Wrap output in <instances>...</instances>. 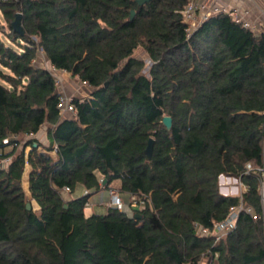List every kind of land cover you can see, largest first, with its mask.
<instances>
[{"label":"trees","instance_id":"1","mask_svg":"<svg viewBox=\"0 0 264 264\" xmlns=\"http://www.w3.org/2000/svg\"><path fill=\"white\" fill-rule=\"evenodd\" d=\"M136 1L0 0V264H264V32L217 13L188 36L189 0ZM39 51L90 89L71 100L74 116L60 115ZM44 125L46 145L35 138ZM26 164L38 211L25 207ZM221 175L246 187L240 198L219 192ZM115 181L132 214L85 216ZM239 204L215 242L213 224Z\"/></svg>","mask_w":264,"mask_h":264},{"label":"built area","instance_id":"2","mask_svg":"<svg viewBox=\"0 0 264 264\" xmlns=\"http://www.w3.org/2000/svg\"><path fill=\"white\" fill-rule=\"evenodd\" d=\"M256 1H259L260 4L262 5L261 6L262 8L258 9L260 11L262 10L260 12L261 18L258 17L260 19V21L258 20V22L252 21L251 19L252 17H249V15H247V12H244V14H242L237 8H229L226 6H222V7L215 6V4H211L212 3L211 0H189L186 6L181 11L182 21L187 25L188 36H190V34L195 30H197L201 26L202 22L208 19L210 16L215 15L217 13H225L228 14L235 22L240 23L245 29L249 30L255 35H258L261 32H264V20H262V17H264V0H250V2L254 6ZM56 86H57V82H56ZM58 107L60 109V112L63 111L64 113L71 114L72 116L75 115V109L73 104L71 102L66 101L64 97L60 96ZM3 143L7 144L8 139L3 140ZM55 151L56 148L54 147L51 153L53 156L55 155ZM252 170L253 169L251 165L247 164L246 173ZM257 171L260 173L262 177V186L260 192H261L262 201L264 202V167L258 169ZM64 191L69 192V189L64 188ZM108 193H109V202L107 206H114L120 211L124 210L123 209L124 205L121 201V198L118 195L117 190L110 189L108 190ZM240 197L241 195L239 196V198ZM131 199L136 200L135 197H132ZM141 204L142 203L140 202V205ZM242 208H243L242 204H239L238 206L235 207H231L228 215L225 217L224 220L215 222L213 224L211 235L215 238V242H218L228 232L234 229L238 217V213ZM198 232L200 235H207L208 233L207 230L200 228H198Z\"/></svg>","mask_w":264,"mask_h":264},{"label":"rangeland","instance_id":"3","mask_svg":"<svg viewBox=\"0 0 264 264\" xmlns=\"http://www.w3.org/2000/svg\"><path fill=\"white\" fill-rule=\"evenodd\" d=\"M0 23L5 27L6 25L3 23L1 17H0ZM2 37V36H1ZM3 38V37H2ZM135 57L137 59H140L144 62L145 65V69L143 71V73L147 74L148 72V67L150 65V60L148 59L147 55L145 54V52L142 49H137L135 52ZM35 65L39 68H44L47 69L48 71H50V73L54 76L56 82H57V90L60 93L61 97H64L66 101L71 102V100L73 98H88L90 89L83 83H81L77 77H73L70 73L64 72V71H55L53 69V67L50 66V64L48 63L46 57L43 55V53L41 51H39L37 53V58L35 60ZM60 115L62 116V118H68V117H72L71 114L68 113H64L63 111L60 112ZM47 125H44L41 130L38 132V140L41 141L43 144H47V140H46V131H47ZM27 139V138H26ZM24 137H19L18 140L20 141V145L22 147V145L24 144L25 140ZM20 147V146H19ZM18 151H20V148L18 149ZM29 151V148L27 147L24 151L25 154H27ZM53 156V155H52ZM54 157V156H53ZM8 164V160H3L1 162V167L2 168H6ZM30 172V167L26 164L25 168H24V176L22 175V180H21V187L22 190L24 191L25 197H26V201L30 202L32 205V208L35 211H38V208L36 206V203L34 201H32L30 199V196L27 195V179H28V173ZM223 182H220L221 179H219L220 181H218L219 183V192L224 195V196H232V197H239L243 192L242 190V186L241 183L233 178V177H227V176H223ZM237 180V181H236ZM119 184L118 181H115L111 184V187H116ZM221 185V186H220ZM238 189V192L236 191V189ZM116 189V188H115ZM224 194H223V193ZM103 194V199L100 197V194L97 195H93L91 197V202H95L96 200H99L97 202H95V204L93 205L92 203H87L86 207L84 209V214L85 216H90L93 212H102L104 210V205H101V200L105 201L108 198V194L106 191L102 192ZM74 195H77L76 193ZM83 195H86L83 193ZM63 196L67 199L71 198V196H69L68 192L63 191ZM101 199V200H100ZM132 200V199H131ZM134 201V200H132ZM135 207V206H133ZM123 209L125 210L126 213H128L129 215L132 214L131 211L129 210L128 207H123ZM200 264H207L206 260H203Z\"/></svg>","mask_w":264,"mask_h":264},{"label":"crops","instance_id":"4","mask_svg":"<svg viewBox=\"0 0 264 264\" xmlns=\"http://www.w3.org/2000/svg\"><path fill=\"white\" fill-rule=\"evenodd\" d=\"M212 1V3L211 4H215V6H219V7H222V6H226V7H229V8H237V9H239V11L242 13V14H244V12H247V15H249V17H252L251 19H252V21H257L258 22V20L260 21V19L258 18V17H260V12L262 11H260V10H258L259 8H262L261 6V4H260V2L259 1H256V3H255V6L250 2V0H211ZM261 18V17H260ZM262 20H264V17H262ZM38 133L35 135V138H37L38 139ZM41 142V141H40ZM42 143V142H41ZM29 174V173H28ZM223 179H224V177H222V179H221V181L220 182H223ZM28 184V183H27ZM221 186V185H220ZM243 188H242V192L244 193L245 191H246V187H244V186H242ZM113 189H115V190H118V188H119V184L116 186V187H112ZM236 189V191L238 192V189L237 188H235ZM103 191H106L107 192V194H108V198L104 201H102L101 199V205H104V210L102 211V212H97V213H105V211H106V209H107V204H108V202H109V193H108V190H103ZM103 191H101L99 194H100V197L103 199V194H102V192ZM84 192H83V190H81V189H78L77 191H76V194L77 195H82ZM223 193V192H222ZM75 194V193H74ZM74 194H69V196H71V197H73L74 196ZM224 194V193H223ZM97 195V194H96ZM97 201H99V200H96L95 202H97ZM95 202H91V201H89V203H92L93 205L95 204ZM98 203V202H97ZM126 207V206H125Z\"/></svg>","mask_w":264,"mask_h":264},{"label":"water","instance_id":"5","mask_svg":"<svg viewBox=\"0 0 264 264\" xmlns=\"http://www.w3.org/2000/svg\"><path fill=\"white\" fill-rule=\"evenodd\" d=\"M149 0H137L136 3L139 5V6H142L144 5L146 2H148ZM134 16V11H131L130 12V19H132ZM11 28L13 29V31L19 35H23L24 34V31H23V28L21 26V14L20 13H17L15 14V18H14V21L11 23ZM162 124L166 127L167 130H170L171 127H172V121H171V118L168 117V116H165L163 117L162 119ZM36 146V144L34 145ZM152 146H153V140L152 139H149L148 141V144H147V148L145 150V154L147 156V159H150L151 157V152H152ZM222 175L219 177V179H222ZM106 184V180H103L102 181V186H104ZM26 210L30 211L32 209V205L30 202H27L26 205Z\"/></svg>","mask_w":264,"mask_h":264}]
</instances>
